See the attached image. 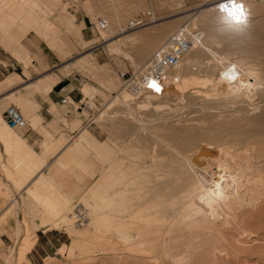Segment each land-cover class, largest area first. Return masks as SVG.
<instances>
[{
    "label": "rangeland",
    "instance_id": "1",
    "mask_svg": "<svg viewBox=\"0 0 264 264\" xmlns=\"http://www.w3.org/2000/svg\"><path fill=\"white\" fill-rule=\"evenodd\" d=\"M49 1L50 4L54 3L53 6H50L56 8L50 16V24L60 29L61 35L49 40H42L34 33H30L26 38L24 37L23 44L29 45L33 49L31 52L32 60L28 58L32 61L28 68L31 80L25 83H33L49 73L61 75V72L63 73L65 69L60 70V68L63 65L66 66L67 73L62 74L66 82L77 84L81 90L85 85H90L93 89H96L97 93L83 95V98L89 100L96 107L97 112L90 124L87 125V113L83 112L77 114L80 119L78 128H72L63 122L64 126L56 130L55 133L62 135L65 129L78 132L83 129H95L103 142L99 144L97 174L91 173V177L95 181L89 188L80 194L77 200L73 199L66 202L59 216L52 213L49 207L42 203V212L45 216L43 225L50 219H55L52 224L65 231L67 241L39 264H163L160 251H157L160 250L158 246V249L155 250L157 260L154 263L148 261L146 257L141 259V254L131 250H121L124 249L123 245L125 244L116 243L113 237L108 241L102 239L103 223L101 218L103 214L94 205L113 200L115 203L114 209L112 212L104 214L110 215L109 226L112 227L116 220L124 218L122 222H125L126 226L132 227L135 231L143 225L138 220L133 225V218L148 216L152 211L147 201L153 185L156 183L152 189L158 186L159 183L162 184L164 181L168 182L170 180L172 182L171 184L169 181L171 187L167 183L168 188L164 194L162 193L163 199H159L157 208L158 210L168 209V216L172 215V210L175 209L185 213L189 204L187 200L185 202L188 205H185V202L184 206L178 204L181 202L184 193L180 194L178 192L181 189L178 192L175 189L180 188L178 186L182 185L181 180L177 182L174 172L177 173L178 166L181 164H176L169 156L170 146L172 145L180 149L185 157L194 161L206 160L210 164L218 161L219 156L226 151L236 156L248 154L256 162L260 161L258 167L263 169L264 172V88L262 90H252L248 94L245 93L242 97L244 101L230 104L227 103L234 93L224 95L217 91V87H205L201 84L188 85L182 93H178L177 97L173 94H167L164 98L152 97L146 94L143 97H133L126 92H122V73L143 69L146 66L145 64L148 65L154 53L165 45L169 38L183 25L191 23L192 28L201 32L202 25L192 21L189 22L186 17L197 15L198 11L207 8L209 5L213 8L216 7V2L219 0H141L142 5L137 2L138 0H120L117 3V8L121 12L128 9L129 13L127 19L118 29L115 28L114 32H105L98 29L99 20L105 19L108 13L113 14V7L106 0H81L78 4L72 3V0ZM260 1L264 6V0ZM15 6V3H4V8L0 10V14L5 12L9 14L11 19L25 20L28 25L39 30L41 36H44L41 28L45 27L46 23L42 21L44 14L39 11L42 8L47 13L48 6L45 4H42L41 8L28 6L26 10L20 9L18 14H14L16 12ZM51 11L49 10L50 13ZM27 12L37 17L39 23L33 19L29 20ZM213 12L216 13V10ZM142 14H151L152 22L133 31L127 30L129 23ZM250 18L247 26H244L243 29H230L236 32V35H224L218 33L215 29L209 32L211 35L213 34L212 39L217 51L222 52L224 55L228 52L234 53L236 59L243 60L245 64L247 63V66L254 69V73L257 74L258 72V75L264 78V62H262L264 61V10L251 13ZM219 22L216 25L217 29L223 31L225 28H230L227 25L229 24L228 21V23L224 20ZM80 24L85 25L82 34H79V31L77 32ZM21 25L22 21H18L9 28L3 26L5 30L3 32L4 37L13 41L18 47L21 46L19 39L24 31L21 29ZM120 28H125L128 31L125 38L119 36L121 35ZM256 29L257 31L259 29L260 32H257ZM238 30H244L245 32H239ZM257 34L258 36H256ZM238 35L241 36V39L238 38ZM52 41L56 43H52ZM254 41L256 44H254ZM0 49L3 56L7 57L8 60H4L2 66H7L10 62L15 63L18 65L19 72L10 69V73L22 76V72H24L27 77L24 66L18 63L17 56L15 57L1 46ZM245 53L249 54L245 55ZM82 57L85 62L79 61ZM174 71L176 72V70ZM3 79L5 77L0 74V80ZM21 79L23 81L22 77ZM112 85H114V89L109 87ZM2 91L0 89V92ZM118 94L120 99L130 101L129 105H122L120 99L117 98ZM246 95H250V97L248 98ZM142 98L143 100L148 98L146 108L139 106L138 112L134 111L136 109L131 108L133 107L131 101L142 100ZM176 98L177 100H174ZM223 100L227 102V105L221 107L218 104H223ZM160 101H163V104H159ZM174 101L176 104H174ZM26 102L25 99H20V93L16 92L13 97L11 96L7 100V104L2 110H6L9 106H15L26 113L28 107ZM165 104H168V107L170 104V107L167 108V106H164ZM136 113H138V118H136ZM255 116L258 117V120L260 119L259 122H257ZM0 117H3L1 111ZM25 120H28L27 116ZM261 120L263 124H261ZM135 122L139 126L136 127ZM30 124L32 128L43 133L40 124L33 121ZM146 126L151 127L150 129L157 134L162 133L163 135H159L164 136L163 138L167 141L169 147L166 148L162 144H157L146 130L148 128ZM196 128L197 130H195ZM252 129L254 130L252 131ZM255 130L256 134L253 133ZM257 130H261V132L259 133ZM62 139L65 140L63 135ZM89 139L90 137L84 138L82 142L80 140L77 150L83 147V144L87 143ZM0 141L3 142L1 139ZM83 153L86 152L83 151ZM155 164L157 167L154 166ZM179 183L180 185H178ZM151 184L152 187L150 188ZM174 184L175 186H173ZM255 189L256 192L247 203L245 210H240L238 223L237 221L232 222L231 229L230 226L222 227L221 236L219 233H215L213 237L217 239L211 237L213 240H208L210 242V246L207 247L208 251L202 257L203 260L196 261L197 264H264V179L256 183ZM172 191L178 194V196L176 195L177 198L174 199L176 196L174 193V195L171 194ZM119 194L122 197H118ZM169 194L174 196H172L173 199H167L169 196L171 197ZM80 205L81 211L86 212L88 216V222L83 227H79V218L74 212ZM49 214H51V217H46ZM71 217H74V219L71 220ZM187 218L191 221L193 219L192 214L188 215ZM26 223V231L18 232L16 245L9 248L8 252L2 255L7 264H31L28 260V253L34 242L36 227L31 228L27 221ZM134 231L131 230L130 232L134 233ZM144 231H146V227ZM25 236L26 241L24 243ZM196 262L192 263L196 264Z\"/></svg>",
    "mask_w": 264,
    "mask_h": 264
},
{
    "label": "bare ground",
    "instance_id": "2",
    "mask_svg": "<svg viewBox=\"0 0 264 264\" xmlns=\"http://www.w3.org/2000/svg\"><path fill=\"white\" fill-rule=\"evenodd\" d=\"M106 1L113 7V14H110V13L106 14L105 20L108 21L109 26H108L107 30H101V31L114 32V29L115 28L118 29L121 26V24L127 19L129 10L126 9L124 12H121L117 8V3H119L120 0H106ZM142 1L138 0L137 2H139L140 5H142ZM223 1H225V0H219L218 2H216V7H214V8L211 7V5H209L207 8L201 9L200 11H198L197 15H195V16L192 15L193 17H189V18L186 17L189 22L192 21V22H196L197 24L202 25L201 32H199V30L197 31L194 28H192L195 30V32H198L200 35L199 40L196 43V46H194L187 54L184 55V57L182 58V61H181V65L178 68L174 69V70H176V72L174 70H172L170 72L169 82L166 85V87L164 88L161 95H157V94H153V93H146V95H150L152 97L156 96L157 98H164V96L165 95L167 96V94L168 95L173 94L174 96L177 97L178 93L179 92L182 93L184 88L188 87V85L194 86L196 84H201V85H204L205 87H207V86L217 87V91L221 94H224V95L234 93L232 98L230 97L228 103L224 102L225 100H223L222 101V102H224L223 104H220V103L218 104V105H221V107H223L226 103L230 104V103H237V102L241 101L242 97L244 96L243 94H245V93L248 94L252 90H262L264 88V78L261 77L260 75H258V72H257V74H256V72L254 73V69L247 66L246 65L247 63L245 64L244 61L241 59H236L234 53L232 54V53L228 52V54L225 53V55H224V54H222V52L217 51L214 47V41L212 39L213 34L211 35L209 31L215 29L218 31V33L232 36V35H236V32H233L230 29H233V30L237 29V28L243 29L244 26L245 27L247 26V23L246 24H240V25L232 24V21H230V19H231L230 16H232V14L236 13V11L232 10V8L231 9L226 8V7L224 8L225 13L231 12V15L229 17L221 16L223 14H221V11H220L218 5L221 4ZM237 4L242 6L243 10L246 12H249L250 14L264 10L263 9L264 8L263 3L260 0H237ZM215 10H216V13L213 12ZM138 11H139V8H138ZM220 20H224L225 22L228 21L229 24H227V25H229L230 28H228V29L225 28V29H223V31L221 29H217L216 25L220 23L219 22ZM209 27H210V29H209ZM239 30H241V29H239ZM120 31H121V33H120L121 35H119V36L125 38L126 35L128 34L127 33L128 31L125 28L124 29L120 28ZM220 31H222V32H220ZM243 31L244 30L239 31V32H243ZM256 31H257V29H256ZM258 31H259V29H258ZM251 33H252V30H251ZM253 34H254V32H253ZM256 36H258V34ZM263 36H264V34H263ZM233 37H231V38H233ZM238 38L241 39V36H239ZM259 38L261 39V37H259ZM248 41H250V40H248ZM255 41H254V44H256ZM259 46L261 47V45H259ZM240 48H242V47H240ZM253 50H252V53H253ZM247 54H249V53H247ZM247 54L245 53V55H247ZM259 60H261V59H259ZM262 62H264V61H262ZM145 65H147V64H145ZM257 70H259V69H257ZM201 85H200V87H201ZM121 90H122V92H126V93L130 94L128 91L123 90V85H122ZM261 95H263V94H261ZM119 96L120 95L118 94L117 98H119ZM180 96H181V94H180ZM246 96H248V95H246ZM249 97H250V95L248 96V98ZM148 98H146V99L144 98V100H143V98H142V100L137 99V101L132 100L131 106H133V107H131V108H133V109L135 108L136 110H134V111H136V112H138L137 109L139 108V106L140 107L144 106V108H146L145 106H147V104H148L147 103ZM174 100H177V98ZM242 101H244V100H242ZM120 102L122 105L127 106V105H129L130 101H128V100L125 101L121 98ZM160 102H159V104H163L162 103L163 101H160ZM170 104H169V107H170ZM174 104H176L175 101H174ZM174 104H173V106H174ZM218 105H216V106H218ZM164 106H167V108H169L168 104L167 105L165 104ZM121 107H123V106H121ZM133 109H132V111H133ZM150 110H151V108H150ZM172 110H173V108H172ZM142 111H144V110H142ZM202 112H203V110H202ZM204 112H207V111H204ZM137 114L138 113H136V118H138ZM160 114H158V115L160 116ZM150 115H152V114H150ZM146 117H148V116H146ZM237 117H239V116H237ZM255 117H257V116H255ZM139 119H141V118L139 117ZM252 119H254V118H252ZM257 120H258V117H257ZM259 120L257 122H259ZM260 122H261V124H263L262 120ZM136 123L137 122H135V125H136ZM140 123L142 124V122H140ZM144 123L146 124V122H144ZM164 123H166V122H164ZM5 125H6V123H5ZM137 126H139V125H136V127ZM165 126H166V124H165ZM250 126H252V125H250ZM146 127H148V126H146ZM150 128L151 127H148V128H146V130L149 132V134H151V137L155 140V142L157 144L164 145L166 148L169 147V145L167 144V141L163 138L164 136L162 137L161 135H159L162 133L157 134V133L153 132ZM141 129H143V128L141 127ZM8 130H10V129L8 128ZM195 130H197V128ZM253 130L254 129H252V131ZM261 130L260 131L257 130V131L260 133ZM10 131H12V130H10ZM199 131H201V130L199 129ZM253 133L256 134L257 133L256 130ZM261 135H262V133H261ZM185 136L189 137L188 135H185ZM84 138L86 139L89 137H88V135H85L84 137H82L81 142L84 140ZM189 145H191V144H189ZM170 147H171V152L169 153V156L171 157V160H174V162L176 164H181L180 166H178L179 168L177 170V173H176V171H174V172H175L176 177H177L176 178L177 182H178V180L179 181L181 180L182 185H180V183H179L178 185H180V186H178V187H180V188H175V187L174 188L177 189L176 192H178L179 189H181V191L178 193H180V194L184 193L182 198H181V202L178 204H183V206H184V202L186 200L189 204L188 205L185 202V205L186 204L188 205L185 213L184 212L181 213L179 211V209L174 208L175 210H172V212H173L172 215L168 216V214H169L168 209L162 208L161 210H158V208H157L158 203H159V199L160 200L163 199V194L166 191V189L168 188L167 183H169L170 180H168V182L164 181L163 182L164 184L159 183V185L156 186L154 189H152V188L156 185V183L153 185V187L151 184L150 188L152 187L151 188L152 191L150 192L147 190L148 192H150L147 202L150 204V208L152 209V211L150 212V214L148 216L140 217V218H136V217L133 218V220H132L133 225H135L136 220L141 221L142 222L141 224L143 225L140 227V229L137 228L135 231L132 227L126 226L125 222H122L124 220V218H120L119 220H116V223H114V225L112 227L109 226L110 215H108V214L104 215V214L106 212H112V210L114 209L115 203L113 200L105 201L99 205H94V207L99 209L103 214V216L101 218L102 223H103V226H102L103 232L101 234L102 239H105L106 241H108V240L112 239V237H113L115 239L116 243H118L120 245L125 244V245H123L124 249H121V250H124V251L131 250L137 254H141L142 255V256L140 255L141 259H142V257H146V259L150 262H154V263L156 262V260H157L156 254L157 253L155 250H157L160 247V250L158 249L157 251H160V256L162 258L161 260L163 261V264H167V263H170V264H191L192 262H196V261H199L202 259L204 254L208 251L207 247L210 246L209 241L213 240L212 238H214L213 236L215 235V233H219V235H220L221 231L223 230L222 227H225V228H226V226L229 227L230 225H233L232 222L235 223L237 221V223H238V220H239L238 218L240 217V214H241L240 210L246 208L247 203L250 201V199L255 194V192H256L255 185H256V183L261 182L262 179H264V172H263V169L258 167L260 161L256 162L255 160H253L251 158V155L249 156L248 154L236 156V155H232L228 151H226L225 153H223L219 156L218 161H216L214 164L213 163L210 164L209 161L201 160V159L199 161H194L191 158L185 157L184 154L177 147H174L173 145ZM261 157H262V155H261ZM169 162H170V160H169ZM154 166H156V164ZM166 168H169V167H166ZM161 173L164 174L163 172H161ZM173 174L174 173L172 172V175ZM154 176H153V178H154ZM164 176H165V174H164ZM164 180H166V179H164ZM171 180H172V178H171ZM173 182H174V180H173ZM170 183L172 184L171 181H170ZM170 183H169V185L171 187ZM175 184L173 186H175ZM173 193L174 192L172 191L171 194H173ZM171 194H169V195H171ZM174 194H175V196L176 195L178 196L177 193H174ZM173 195H171V197L169 196L167 199L172 198ZM117 196L122 197L121 194H119ZM177 196L176 197L173 196L174 199L177 198ZM16 203L17 202H15V204ZM174 204H176V203L174 202ZM163 206H165V205H163ZM191 214H192L193 219L190 221V220H188L187 216L191 215ZM73 219H74V217H71V220H73ZM170 219L174 220V221H171ZM54 221H55V219H50L46 224L53 223ZM144 226L146 227V231H144V229H145ZM175 228H176V230H174ZM230 229H231V226H230ZM131 230L134 231V233L133 232L131 233L130 232ZM209 239H211V240H209ZM149 246H150V248H149ZM157 246H158V248H157ZM197 263L198 262H196V264ZM202 263H203V261H202Z\"/></svg>",
    "mask_w": 264,
    "mask_h": 264
},
{
    "label": "crops",
    "instance_id": "3",
    "mask_svg": "<svg viewBox=\"0 0 264 264\" xmlns=\"http://www.w3.org/2000/svg\"><path fill=\"white\" fill-rule=\"evenodd\" d=\"M4 3L16 4L14 14H18L20 9L26 10L28 6H48L47 13L42 8L39 11L44 14L42 21L47 24L44 25L46 28H41L44 36L25 20L11 19L5 12L0 14V46L17 56V62L24 66L27 75L24 72L22 76L12 75L9 68L11 62L2 66L3 61L8 60L0 49V74L5 77L0 80V89L3 90L0 92V111L3 115L5 110L2 109L7 100L18 92L20 99L27 101L28 107L26 113L17 109L24 118L28 117L29 122L26 129L15 132L8 130L3 117H0V139L5 143L0 141V264H7L2 255L16 245L18 232L26 231V221L31 228L36 227L28 260L31 264H39L67 241L64 230L52 223L43 225L45 216L42 203L59 216L66 202L77 200L95 181L91 173L97 174L99 144L103 142L95 129H83L80 132L65 129L62 134L65 140L61 134H56L55 131L64 126L63 122L72 128H78L80 123L77 114L81 112L70 105H62L61 100L67 97L76 103L83 99V95L95 94L97 91L90 85H85L81 90L77 84L66 82L62 77V74L67 73L64 65L60 68L65 69L61 75L49 73L33 83H25L31 80L28 68L32 61L28 58L32 60L33 49L24 45L23 41L30 33L42 40L60 36V29L50 24V16L56 8L50 6L54 3L50 4L49 0H0V10L4 8ZM49 10H52L51 13ZM27 15L29 20H38L32 13L27 12ZM18 21H22L21 29L24 30L19 39L20 47L3 35V26L9 28ZM79 27L77 32L82 34L85 25L80 24ZM80 60L85 62L83 57ZM109 87L114 89V85ZM31 121L40 124L43 133L32 128ZM86 133L90 139L77 150L79 141ZM46 217H51V214Z\"/></svg>",
    "mask_w": 264,
    "mask_h": 264
},
{
    "label": "built area",
    "instance_id": "4",
    "mask_svg": "<svg viewBox=\"0 0 264 264\" xmlns=\"http://www.w3.org/2000/svg\"><path fill=\"white\" fill-rule=\"evenodd\" d=\"M81 0H72V3L78 4ZM264 2V1H263ZM237 4V0H225L218 5L220 11L224 14V8H232L237 10L234 13V25L248 23V15L243 7ZM230 11V10H229ZM151 14H142L134 18L127 30L133 31L149 25L152 22ZM239 21V22H238ZM108 21L105 19L99 20L98 29L107 30ZM199 33L195 32L189 24L183 25L174 35H172L167 43L158 49L151 58L148 65L141 70L132 72H124L121 74L123 80V90L128 91L133 97H142L146 93H153L161 95L164 88L169 82V74L172 70L178 68L181 65L182 58L187 54L199 40ZM9 68L13 71H18V65L11 63ZM155 84L160 89L157 91L151 87V84ZM62 105H70L81 113H87V125L90 124L96 115V107L86 99H81L78 102H73L69 98H63L61 100ZM4 122L7 127L12 131H20L26 129L29 124L22 116L21 112L15 106H9L3 114ZM78 215V225L83 227L88 222L87 213L81 211V205L74 211ZM1 258V256H0Z\"/></svg>",
    "mask_w": 264,
    "mask_h": 264
},
{
    "label": "clouds",
    "instance_id": "5",
    "mask_svg": "<svg viewBox=\"0 0 264 264\" xmlns=\"http://www.w3.org/2000/svg\"><path fill=\"white\" fill-rule=\"evenodd\" d=\"M235 11H237V10H235ZM230 13H231V12H227V13H224V14H223V13L221 12V14H223V16H225V17H229V16L231 15ZM246 14L248 15V18H249V19H248V22H249V20H250L249 12H246ZM233 17H234V14H232V16H230V18H231L230 21H232V24H233V21H234V18H233Z\"/></svg>",
    "mask_w": 264,
    "mask_h": 264
},
{
    "label": "snow or ice",
    "instance_id": "6",
    "mask_svg": "<svg viewBox=\"0 0 264 264\" xmlns=\"http://www.w3.org/2000/svg\"><path fill=\"white\" fill-rule=\"evenodd\" d=\"M238 7H242V6H238ZM231 14V13H230ZM239 22V21H238ZM151 87L155 88L157 91H159L160 89L158 88V86L155 84V82H153L151 84Z\"/></svg>",
    "mask_w": 264,
    "mask_h": 264
}]
</instances>
